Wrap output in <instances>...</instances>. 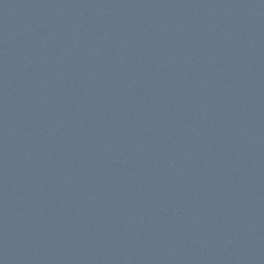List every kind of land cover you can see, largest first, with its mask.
I'll list each match as a JSON object with an SVG mask.
<instances>
[{
    "label": "water",
    "instance_id": "1",
    "mask_svg": "<svg viewBox=\"0 0 264 264\" xmlns=\"http://www.w3.org/2000/svg\"><path fill=\"white\" fill-rule=\"evenodd\" d=\"M0 264H264V0H0Z\"/></svg>",
    "mask_w": 264,
    "mask_h": 264
}]
</instances>
